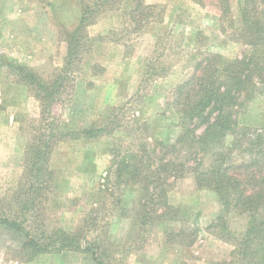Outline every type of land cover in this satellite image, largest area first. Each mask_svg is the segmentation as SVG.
<instances>
[{
    "label": "rangeland",
    "instance_id": "rangeland-1",
    "mask_svg": "<svg viewBox=\"0 0 264 264\" xmlns=\"http://www.w3.org/2000/svg\"><path fill=\"white\" fill-rule=\"evenodd\" d=\"M80 1L0 0L4 211L18 215L25 231L41 242L50 241L56 229L75 233L82 242L101 241L106 264L258 262L250 253L239 254L249 213L243 208L227 212L216 191L197 185L192 169L165 181L159 187L165 192L153 196L155 201L142 197L146 177L160 158L186 162L197 152L200 158L190 165L209 168L219 147L227 151L234 146L232 135L223 142L216 138L206 151L193 146L205 125L183 118L175 90L197 72L206 56L218 54L227 61L253 54L254 48L241 36L242 0H230L231 11L224 17L216 0L204 5L195 0H146L153 14L141 26L123 9L129 10V4L104 10L87 28V46L77 54L80 60L65 69V31L80 22ZM16 63L47 80L65 69L60 98L51 111L42 113L33 91L18 81ZM237 104V126L251 127L237 137L242 149L231 159L239 162L251 156V147L260 141L256 133H264V90L241 92ZM188 128L194 131L186 137ZM89 129L91 135L83 132ZM60 132L67 137L51 154L52 185L44 190L38 210L29 206L21 215L18 201L28 198L23 192L16 197L25 187L26 151ZM251 140L255 142L250 146L244 144ZM125 155L130 166L117 177L116 165ZM162 195L165 205L163 197H157ZM257 215L264 218V212ZM23 232L0 224V264H97L92 253L81 249L36 252L24 245ZM259 242L264 244L263 239Z\"/></svg>",
    "mask_w": 264,
    "mask_h": 264
},
{
    "label": "trees",
    "instance_id": "trees-1",
    "mask_svg": "<svg viewBox=\"0 0 264 264\" xmlns=\"http://www.w3.org/2000/svg\"><path fill=\"white\" fill-rule=\"evenodd\" d=\"M195 1L204 5L206 0ZM260 1V5L259 0H242L241 3L244 21L241 36L254 48L253 54L227 61H223L218 54L206 56L197 64V72L190 79L178 85L175 90V104L180 112H184L183 118L185 116L193 123L201 122L205 125L203 133L200 136L195 135L193 138V146L206 151L216 138L217 141L223 142L225 137L228 138L231 135L234 137L232 143L234 146L227 151L219 147L214 153V160L209 168L200 167L201 163H197L195 167L190 165L191 161L195 163L200 158L197 152H191L186 162L175 161L171 158L165 159L166 157L160 158L159 164L155 169L150 170L146 177L147 183L144 185L146 192L142 196L143 198H154L153 196L164 193L165 190L159 189V187L166 184L165 181L170 180L172 176L175 179L184 177L186 172L192 169L195 172L197 185L216 191L227 212H230L232 208H243V211L249 213L250 220L244 240L238 242L243 249L239 254L243 253L247 256L250 253L251 258L258 260L255 264H264V244L259 242L261 239L264 240V235H262L264 234V218L259 219L257 215L264 212L263 131L256 133V140L260 141L254 144L255 148L251 147V156L236 162L231 159V155L238 148L242 149L240 144L242 140L237 138L239 134L246 135L251 131V127L241 129L237 126V110L235 111L234 108L239 106L237 100L241 92L244 91L245 94L251 95L257 89L264 90V7H262L264 0ZM125 4H129V10L123 8ZM217 4L221 17L227 16L231 11L230 0H216V6ZM122 8L138 26L145 23L153 14V6L147 4L146 0H92L90 3L85 0L80 1V22L74 30L65 31L68 43L65 69L71 68L75 60H80L77 54L81 48L84 49L87 46L83 44V40L87 36V28L95 22L98 16L104 10H120ZM14 67L18 71V81L27 84L40 101L42 113L51 111L53 105L60 98V88L63 80L66 79L63 76L65 69L54 74L53 80H47L39 76L38 72L32 68L17 63ZM249 83L250 86L247 85ZM192 131L194 128H188L186 137L189 136V133H193ZM83 132L91 135L92 130ZM66 135V133L60 132L57 136L53 135L47 140H42L34 149H27L24 167L25 187L19 191V195L16 197V200L19 199L23 192L28 198L27 201L24 199L18 201L21 215L28 212L29 206L35 209L34 211L38 210L36 207L45 193L44 190L52 185L54 172L49 166L51 154L56 143L66 139ZM225 141L227 140L225 139ZM253 142L255 141L251 140L244 144L250 146ZM213 147L217 148L218 146L214 145ZM127 157L125 155L118 161L116 165L117 177H120L130 166L127 163ZM167 167L169 170L165 172ZM157 197H163L160 201L164 205L166 204L163 195ZM3 205L4 201L0 199V224L8 229L24 230L22 235L26 238L24 241L26 247L31 246L36 252H48L53 249H81L92 253L97 264H106L102 258L106 254V250L101 246V241L93 242L87 239L82 242L77 239L75 233L56 229L48 238L50 241L41 242L39 237L31 235L28 230L25 231L18 215L13 214L12 211L6 213ZM34 219L36 220V218ZM246 262L250 263V261Z\"/></svg>",
    "mask_w": 264,
    "mask_h": 264
}]
</instances>
